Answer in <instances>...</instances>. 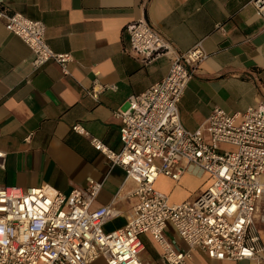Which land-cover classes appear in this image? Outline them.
Here are the masks:
<instances>
[{
  "label": "crops",
  "instance_id": "obj_1",
  "mask_svg": "<svg viewBox=\"0 0 264 264\" xmlns=\"http://www.w3.org/2000/svg\"><path fill=\"white\" fill-rule=\"evenodd\" d=\"M10 11L41 20L48 46L69 52L68 74L48 61L34 68L31 49L0 20V150L5 166L1 185L41 186L63 193L102 186L92 207L113 205L119 215L106 222V232L123 226L133 214L135 182L119 165L90 143L101 140L114 151L122 143L114 112L127 98L144 91L168 71V54L142 62L131 50L126 24L146 19L178 52L200 42L208 56L194 70L178 103L182 125L204 126L215 107L243 111L264 102V19L251 0H0ZM94 91V96L89 94ZM79 124L88 135L72 129ZM207 136V133L205 132ZM192 169L200 177L188 173ZM178 181L160 176L155 186L172 202L192 200L207 175L189 167ZM173 184L171 190L168 186ZM189 183L191 190L181 188ZM181 194L173 197V190ZM168 239L186 249L168 227ZM142 260L159 264L157 249L143 235ZM190 264H264L253 259H211L194 248ZM91 264H105L98 259Z\"/></svg>",
  "mask_w": 264,
  "mask_h": 264
},
{
  "label": "built area",
  "instance_id": "obj_2",
  "mask_svg": "<svg viewBox=\"0 0 264 264\" xmlns=\"http://www.w3.org/2000/svg\"><path fill=\"white\" fill-rule=\"evenodd\" d=\"M251 4L264 19V0ZM0 20L31 49L34 68L53 61L68 74L72 55L48 46L41 20L10 11L1 2ZM125 31L142 62L166 54L170 58L162 79L130 95L114 112L120 120V150L90 138L111 165L122 167L135 182L133 214L106 232L104 224L120 211L111 204L92 207L101 182L67 193L0 184V264H91L98 259L152 264L142 260L144 234L157 249L159 264H190L194 248L216 260L264 261V102L235 112L215 107L204 126L185 128L178 103L207 52L200 42L176 51L144 18L126 24ZM72 129L88 135L79 124ZM5 156L0 150L2 169ZM189 167L207 175L205 187L192 200L172 202L156 188L160 176L176 182ZM168 227L186 249H177L167 238Z\"/></svg>",
  "mask_w": 264,
  "mask_h": 264
},
{
  "label": "rangeland",
  "instance_id": "obj_3",
  "mask_svg": "<svg viewBox=\"0 0 264 264\" xmlns=\"http://www.w3.org/2000/svg\"><path fill=\"white\" fill-rule=\"evenodd\" d=\"M222 148H226V149L228 148L229 149L228 146H222ZM188 173L193 175V176L200 177V173L198 171L189 169ZM158 183H159V185H161V184H163V181H159ZM163 185L164 186H168L170 190L173 187V184L167 185L166 183H164ZM181 186H182L181 188H186L187 190H191V187L189 186V183L188 184L181 183ZM181 192H182V190L180 188L174 189L173 190V197H176L178 194H181Z\"/></svg>",
  "mask_w": 264,
  "mask_h": 264
}]
</instances>
